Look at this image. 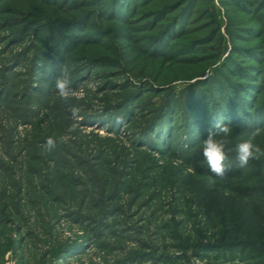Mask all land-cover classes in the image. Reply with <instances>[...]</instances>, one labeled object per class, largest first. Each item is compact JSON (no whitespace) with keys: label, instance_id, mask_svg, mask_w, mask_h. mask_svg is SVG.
I'll return each mask as SVG.
<instances>
[{"label":"rangeland","instance_id":"rangeland-1","mask_svg":"<svg viewBox=\"0 0 264 264\" xmlns=\"http://www.w3.org/2000/svg\"><path fill=\"white\" fill-rule=\"evenodd\" d=\"M217 122L264 148V0H0V264H264V158L196 169Z\"/></svg>","mask_w":264,"mask_h":264},{"label":"clouds","instance_id":"clouds-1","mask_svg":"<svg viewBox=\"0 0 264 264\" xmlns=\"http://www.w3.org/2000/svg\"><path fill=\"white\" fill-rule=\"evenodd\" d=\"M211 75V71H209ZM71 79L67 67H62L60 75L56 78L55 89L58 95L67 100L71 95ZM233 133V127L223 122H217L214 129H209L207 137L202 140V156L206 162L211 175L207 178V186L214 187L217 180H224L231 168L229 156L235 154L237 167L244 169L251 161L264 158V148L255 143V138L259 135V129L253 130L247 139L231 146L230 137ZM46 147L52 149L55 147V141L49 138Z\"/></svg>","mask_w":264,"mask_h":264},{"label":"trees","instance_id":"trees-1","mask_svg":"<svg viewBox=\"0 0 264 264\" xmlns=\"http://www.w3.org/2000/svg\"><path fill=\"white\" fill-rule=\"evenodd\" d=\"M67 27L64 26L63 24H60V27H56L55 25L50 24L48 26V30L51 33V36H55L57 35V37L61 38L62 40L66 38V34L65 31H67L66 29ZM198 163V160H195ZM196 169L198 170V172L203 175V176H210V170L206 169L204 167H196ZM240 174L239 170L234 169L233 167L230 168L227 177L224 180L221 181H229L233 178H235L236 176H238ZM219 180V179H218Z\"/></svg>","mask_w":264,"mask_h":264}]
</instances>
